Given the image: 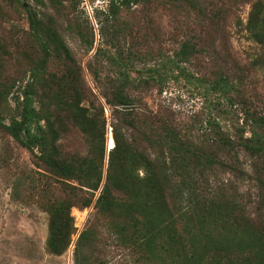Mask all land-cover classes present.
<instances>
[{"label":"rangeland","instance_id":"rangeland-1","mask_svg":"<svg viewBox=\"0 0 264 264\" xmlns=\"http://www.w3.org/2000/svg\"><path fill=\"white\" fill-rule=\"evenodd\" d=\"M109 1L0 0V86L5 89L0 88V118L3 124L16 117L18 88L28 79L26 72L34 55L28 38L29 12L45 22L49 18L54 21L81 71V96L67 100L56 94L59 98L54 102L46 101L47 114H51L52 123L60 134V150L69 156L84 155L88 150L83 133L71 121L72 114H79L77 108H83L81 116L87 119L83 123L91 125L88 134L94 133L93 127L104 132L103 177L111 150L107 148L109 138H112L110 124L114 117H121L124 109L120 105L109 106L104 98L110 96L112 99L116 85L112 87L111 79L118 74L97 67L99 79H95L89 71V64L95 65L94 54L99 47L114 58L117 51L128 48L126 44H130L133 53L149 54L151 61L145 69L143 65H135L128 73L130 79L150 76L149 83L138 90H126V95L138 101L141 110L152 118L155 115L162 121H168L182 142L191 143L187 142L183 148L201 147L208 152L211 146L207 142L208 135L216 130L213 122L237 141L235 128L242 125L245 111L264 116V46L253 41L246 28L256 0H199V8L196 4L193 8L186 3L173 6L159 1L131 6L120 14L121 21L129 29L125 31L126 44L121 40L119 45L116 44L117 48L107 45L99 35L101 28L107 30L108 40L112 35V25L108 20ZM209 5L228 10L221 33L215 37L205 34L207 28L198 17V12L202 13L203 8ZM74 26L80 28V33ZM92 36L94 44L90 50L88 41ZM195 37L203 52L185 65L186 71L196 78H209L219 65L232 68L240 77V85L232 94V103L220 99L218 104L217 96L208 94L201 85L176 77V73L168 68L166 62L173 52L184 40ZM229 54L231 56L228 57ZM147 68H152L155 73L147 75ZM63 72L62 64L53 62L50 65V73L59 76ZM67 74L72 77L70 71ZM244 136L249 137V133ZM94 139L99 141L98 137ZM236 149V154L218 150L216 156L222 166L212 171L205 169L204 176L198 179L195 187L191 181V185L185 184L189 180L182 177L184 173L177 167L179 171H174L171 196L164 211H168L172 219L164 214L159 222H155L158 226L156 237L154 224L151 235H141L143 243L150 244L152 240L154 246L150 244V248L147 245L137 249L128 238L122 241L108 217L93 218L92 204L88 208H70L73 222L65 227L62 220L60 225L69 231L66 237L68 245L58 253L49 250L47 240L51 220L54 219L58 225L62 204L65 206L62 181L46 172L41 161L16 143L0 126V264H74L75 243L89 220L93 221L92 243L88 251L91 264H163L158 263V257H152L153 248H166L170 236L177 234L183 236L185 245H193L187 251V258L192 253L203 258L197 264H211L213 256L223 260L228 256L226 252L229 242L232 243L231 236H235L230 229L235 217L232 212L242 211V214L253 218L259 197L264 196V184L260 183H264V160L249 155L240 147ZM236 157L245 175L232 172L227 166ZM210 209L213 211L211 214ZM168 232H171L170 236ZM239 236L234 239L238 240ZM178 244L176 251L180 252ZM243 244L254 248L250 241H243ZM237 253L231 247V257L236 258ZM155 254L159 256L158 251ZM162 257L170 264L165 253ZM188 262L193 264L190 260Z\"/></svg>","mask_w":264,"mask_h":264},{"label":"trees","instance_id":"trees-1","mask_svg":"<svg viewBox=\"0 0 264 264\" xmlns=\"http://www.w3.org/2000/svg\"><path fill=\"white\" fill-rule=\"evenodd\" d=\"M151 1H159L173 6L186 3L193 8L195 4L199 8L198 4L200 3L199 0H110L108 20L112 25V35L108 40L106 38L107 30L101 28L99 31L101 40L116 48V44L119 45L121 40L126 44L125 31L129 27L121 21L120 14L131 6ZM215 7L209 5L203 8L202 13L198 12L200 21L205 24L204 28H207L205 34L209 37H215L221 33V26L228 13V10L222 7ZM28 20V38L32 43L34 54L26 72L28 79L24 85L18 88L16 117H11L8 124H3L0 118V126L22 148L35 155L41 161L46 172L62 181L65 206L62 204L58 225L54 219L51 220L50 234L47 240L49 250L59 253L67 247L66 237L69 231L64 227L61 228L60 225L62 220L66 223L65 227L73 222L70 217V208L73 206L88 208L92 204L93 218L108 217L122 237V241L128 238V241L137 249H141L143 246L146 248L147 245L150 248V244L154 246L152 240L150 244L143 243L141 235L144 233L151 235V226L154 227L155 222H159L164 214L168 216L166 218L172 219V215L168 211H164L169 203L168 197L171 196V183L175 170L180 169L184 173L182 177L189 180L185 181L186 185H191V181L195 187L198 179L204 176L205 169L212 171L222 166L223 163L216 156L218 150L227 154L230 152L236 154V148L240 147L249 155H255V158L264 160V116L254 111L251 113L245 111L242 125L235 128L237 141L232 140L226 135L223 128L221 129L213 122L216 130L212 135L207 134L209 136L207 142L211 144V146L208 145L210 147L208 152L201 147L183 148L182 146L188 141L182 142L168 121H162L155 115L152 118L141 110L138 101L126 95L128 89L138 90L146 86L149 83L148 77H150L129 78L128 73L135 65H143L144 68L151 61L149 54L133 53L130 44H126L128 47L126 50L117 51L116 58L109 56L107 51L99 47L94 54L95 65L94 63H92L93 66L89 64V71L95 79H99L97 67H100L99 69L107 68L112 70L114 75L118 74L116 78L111 79L112 87L113 84L116 85V90L112 91V99L109 98L110 96H104V98L109 106L120 105L124 109V112L120 113L121 117L119 119L114 117L110 124L112 138H109V149L111 150L108 152L104 177V132L94 130L93 127L94 133L88 134L90 133L88 128H91V125L88 122L84 125L83 120L87 119L81 116L80 112L83 111L81 107L77 108L79 113L77 116L72 114L71 121L83 133L88 150L84 155L63 154L58 145L60 134L57 132L55 124L52 123L51 114H47L46 101L54 102V99L61 96L67 100L72 96H81L82 86L79 84L81 71L51 18L45 22L43 19H38L34 13L29 12ZM74 27L80 33V28ZM246 28L252 40L264 46V0H256L253 3ZM93 44L92 36V39L88 41L90 50L93 48ZM209 46L212 47V45ZM202 52L200 42L197 43V37L191 38V40L187 39L182 42L178 50L173 52L166 63L168 68L176 73V77L182 78L190 84L193 82L201 85L208 94L217 96L218 104L220 99L232 103V94L237 91L238 85H240V77L232 68L219 65L217 71L209 78H196L186 71L185 65L191 63L198 55H202ZM229 56L231 55L229 54ZM53 62L63 65L64 72L61 75L56 76L50 73V65ZM224 64L228 65L225 61ZM69 71L72 74L71 78L67 74ZM145 73L151 75L155 72L152 68H147ZM77 87L80 88L77 89ZM0 88L4 89L3 86ZM56 94L60 96L56 97ZM207 123L212 125L210 122ZM245 133H249V137H245ZM97 137L100 141L99 148V141L96 142L94 139ZM227 166L232 172L245 175L242 168L239 167L237 157ZM260 183L264 184L262 181ZM195 196L201 197L199 194ZM257 204L258 209L253 218L242 214V211L232 212L235 217L230 229L233 230L235 236L230 234L232 243L228 244L226 252L228 256H225L223 260H218L213 256L210 260L211 264H264V196L259 197ZM210 210L211 214L213 211ZM225 216L227 215L225 214ZM92 222L91 220L87 222L75 243L74 264H91L88 251L92 243ZM157 228L158 226L155 225L154 232L157 231ZM168 233L170 236L171 232ZM156 235L155 232V237ZM177 235L170 236L168 246L166 248L159 247L161 251L156 247L153 248L152 257L155 259L158 257V263L162 262L163 264H168L167 259L162 257L163 253L169 258L170 264H190L188 260L197 264L198 261H202L203 258L195 256L194 253L190 254L188 258L186 257L188 249L193 245L189 246L187 243L185 245L183 236ZM237 236H239L238 240H236ZM235 237L236 239H234ZM243 241H250L254 248L248 245L243 246ZM177 244L180 252L176 251ZM173 247H175L174 250ZM231 247L238 252L236 258L231 257ZM156 251L159 252V256H156ZM172 252L174 253L172 254ZM216 253L219 254L220 251L217 250Z\"/></svg>","mask_w":264,"mask_h":264},{"label":"water","instance_id":"water-1","mask_svg":"<svg viewBox=\"0 0 264 264\" xmlns=\"http://www.w3.org/2000/svg\"><path fill=\"white\" fill-rule=\"evenodd\" d=\"M107 148H108V150H109V144H107Z\"/></svg>","mask_w":264,"mask_h":264}]
</instances>
